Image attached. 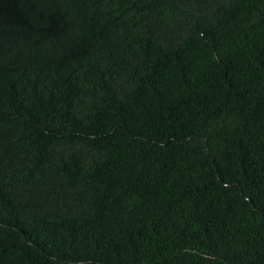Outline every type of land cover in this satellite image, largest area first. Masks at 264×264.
<instances>
[{
    "label": "trees",
    "instance_id": "trees-1",
    "mask_svg": "<svg viewBox=\"0 0 264 264\" xmlns=\"http://www.w3.org/2000/svg\"><path fill=\"white\" fill-rule=\"evenodd\" d=\"M0 264H264V0H0Z\"/></svg>",
    "mask_w": 264,
    "mask_h": 264
}]
</instances>
